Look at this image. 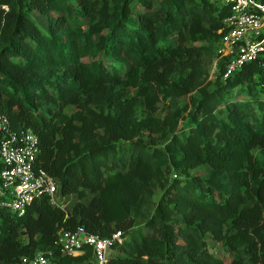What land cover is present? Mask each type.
<instances>
[{
  "label": "trees",
  "instance_id": "obj_1",
  "mask_svg": "<svg viewBox=\"0 0 264 264\" xmlns=\"http://www.w3.org/2000/svg\"><path fill=\"white\" fill-rule=\"evenodd\" d=\"M227 14L217 0H0V114L37 135V166L75 197L0 211V264H94L60 252L57 232L77 228L121 232L107 264H264V67L223 78Z\"/></svg>",
  "mask_w": 264,
  "mask_h": 264
},
{
  "label": "built area",
  "instance_id": "obj_2",
  "mask_svg": "<svg viewBox=\"0 0 264 264\" xmlns=\"http://www.w3.org/2000/svg\"><path fill=\"white\" fill-rule=\"evenodd\" d=\"M217 2L228 8L216 50L217 59L225 60L223 78L249 62L255 61L264 67V0ZM38 154L37 135L29 129H13L9 119L0 114V211L21 217L42 197L60 209L68 207L73 195H62L57 179L37 166ZM123 240L120 231L106 237L88 234L82 228L57 232V245L62 254L75 257L88 248L94 264H107L108 257ZM17 264L57 263L48 252L31 258L23 257Z\"/></svg>",
  "mask_w": 264,
  "mask_h": 264
},
{
  "label": "rangeland",
  "instance_id": "obj_3",
  "mask_svg": "<svg viewBox=\"0 0 264 264\" xmlns=\"http://www.w3.org/2000/svg\"><path fill=\"white\" fill-rule=\"evenodd\" d=\"M174 43H175V36H171L166 41H164L162 44L163 45H168V44H174ZM106 63L110 64V60L106 59ZM114 64H115L114 65L115 68H117L118 71H120L121 73H123L125 71V69H126V67L128 65L127 63H125V64L114 63ZM215 72H216L215 68L211 67L210 71H209V78H213L215 76ZM234 95L235 96H239V97H237L238 99H244V100L248 99L247 94H245L243 92H240V91H236L234 93ZM260 97H261V95H260ZM185 102H186L185 98L180 99V103H185ZM205 172H206L205 169H200L198 171H195L194 174L203 177V176H205ZM160 196H161V192L159 190H155L154 196H153V202L155 203L159 199ZM70 200L71 201H69L68 207H69L70 203H73V201L75 200V197L72 196ZM143 226H144V221L139 219V218L136 219L134 224H133V228L134 229H141V228H143ZM208 246H209L210 251L215 256L220 257V258L225 257V258L229 259L228 256L224 255L223 251L221 250V248H220V246L218 244H216V243H214L212 241H208ZM111 255L112 256H116V255H118V252L114 251Z\"/></svg>",
  "mask_w": 264,
  "mask_h": 264
}]
</instances>
